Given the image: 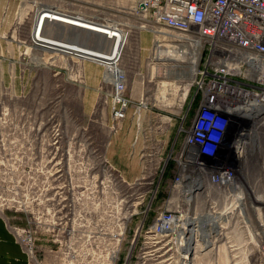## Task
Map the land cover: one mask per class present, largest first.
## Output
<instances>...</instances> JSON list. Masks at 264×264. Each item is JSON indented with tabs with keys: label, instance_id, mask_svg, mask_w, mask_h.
Masks as SVG:
<instances>
[{
	"label": "built area",
	"instance_id": "1",
	"mask_svg": "<svg viewBox=\"0 0 264 264\" xmlns=\"http://www.w3.org/2000/svg\"><path fill=\"white\" fill-rule=\"evenodd\" d=\"M52 12L77 25L36 26L37 15L42 18ZM120 12L138 21L136 30L152 34V48L165 45L168 51L180 46L192 50L194 45L198 56L190 87L178 98L180 113L175 115L173 123L171 118L160 121L159 135L151 142L160 144L159 136L170 133L174 125L170 153L162 158V145L158 150L159 161L152 164L144 152L140 177L133 183L123 181L131 188L141 184L149 186L147 192L152 199L149 207L140 212L144 214L140 228L144 248L157 249V245L170 237V247L179 260H183L188 244L194 251L198 248L209 252L230 221L234 220L235 232L242 226L248 231L250 220L245 209L253 206L246 204L248 194L238 187L243 181L239 179L244 177L242 173L248 176L244 168L258 153L264 137V0H135L132 6L128 3L121 7ZM33 13L27 39L31 50L61 54L65 63L72 62L75 66L90 63L101 68L98 91L107 100L113 124H120L128 110L137 114L145 108L141 101L135 105L129 96L127 75L122 67L131 25L109 16L57 9L45 3H37ZM57 30L60 33H52ZM162 31L167 35L165 39L160 38ZM39 36L45 39L40 41ZM80 72L78 69L79 76ZM231 120L235 124L232 125ZM226 127L231 129V134L226 133ZM226 137L225 144L229 149L232 147L235 164L230 167L224 166V161L206 164V158L223 146L221 142ZM175 144L178 145L176 150ZM147 149L144 146L142 150ZM171 152H174L173 158ZM169 160L174 163L172 198L165 207L155 210L151 225L143 230ZM89 194L91 196L83 197V191L69 189L58 195L59 239L53 243L58 242L59 249L55 251L54 257L58 259L55 264H115L118 260L120 235L130 218L139 214L136 211L139 203L132 202L133 195H122L123 198L116 201L112 196L99 195L98 191L96 196ZM240 196L243 211L236 213L239 206L235 197ZM221 207L222 210H218ZM53 211L55 213L56 209ZM212 217L217 233L213 230ZM27 221L28 228L15 227V232H20L18 239L31 263L41 264L43 261H37L34 255L37 250L34 219ZM98 226L100 234L95 231ZM248 236L249 240L264 243V231L257 230ZM209 242L211 246L207 247ZM96 244H101L102 248L96 249ZM48 252L54 253L50 249Z\"/></svg>",
	"mask_w": 264,
	"mask_h": 264
},
{
	"label": "rangeland",
	"instance_id": "2",
	"mask_svg": "<svg viewBox=\"0 0 264 264\" xmlns=\"http://www.w3.org/2000/svg\"><path fill=\"white\" fill-rule=\"evenodd\" d=\"M134 1L27 0L20 7L10 36L17 40L23 62L21 72L29 67L33 76L29 82H0V212L4 211L8 216L17 215L20 220L16 221L20 225L16 226L20 228H28L27 219H34L33 229L37 232V250L34 255L37 261H43L41 264H55L58 260L54 256L59 243H53V240L59 239L58 195L69 189L83 191V197L91 196L89 192L96 196L98 191L99 195L112 196L116 201L123 198L122 195H133L132 202L139 203L136 206L139 214L130 218L123 235H120V254L115 264H264V243L249 240L248 236L257 230L264 231V137L260 140L258 153L249 159L244 168L248 176L245 177L242 173L244 177H239L252 191L248 193L246 204L250 203L253 207L245 209V215L250 220L248 231L242 226L241 230L235 232L234 220L230 221L222 229V237L215 242L214 249L205 253L195 247L194 251L193 246L188 244L189 257L183 253V260H179L171 249L170 237L157 245V249L144 248L143 233L140 232L144 214L140 212L149 207L152 197L147 192L148 185L141 184L131 188L123 182L117 171L107 165L106 148L111 136L119 129V123L113 124L109 107L105 103L107 100L98 91L101 84L100 73L92 67L89 73L91 77L98 79H87L85 64L82 66V75L80 65L65 63L61 54L51 55L31 50L27 43L37 3L87 15H105L131 25L122 67L127 75L128 94L133 103L137 105L141 101L145 104V108L139 113L134 114L132 111V123L142 142L146 144L142 143V149L144 146L148 147L147 150H140V163L142 166L141 154L146 152L147 160H152L154 164L159 161L158 150L162 145V158L165 159L170 153V141L174 132L172 125L171 134L167 132L168 134L159 136L160 144L154 145L151 142L159 135L157 127L160 121H167L166 118H171L172 121L180 113L181 103L178 98L187 92L194 76L187 55V58L165 60L161 64L152 62L155 52V46L152 48V34L142 31L139 36L140 31L136 30L138 21L131 16L127 18L120 12L121 7L128 3L132 6ZM23 42L25 43L22 44ZM162 48L167 50L165 45ZM183 49L188 50L190 47H179V50ZM78 69H81L80 76ZM192 90L191 87L190 91ZM87 91L92 93L87 98L89 103L84 100ZM163 96L165 101L159 102V97ZM221 143L223 146H219L217 152L208 156L205 162L212 163L216 157L226 155L231 161H226L225 165L235 164L232 160L233 153L226 149L224 141ZM174 149H178L177 144ZM171 153L173 158L174 152ZM173 172L160 180L143 230L151 225L155 210L165 207L171 200ZM219 202L222 204L223 200ZM255 207L260 210L254 209ZM53 209H56L55 213ZM218 210L221 211L222 207ZM257 213H261L262 226L259 225ZM48 230L50 232H46ZM100 230L99 226L95 229L98 234ZM213 230L217 233L218 227H213ZM19 234L20 232L16 233L17 236ZM96 246V249L102 248L101 244ZM209 246L211 242L208 243L207 247ZM49 249L54 253H49Z\"/></svg>",
	"mask_w": 264,
	"mask_h": 264
},
{
	"label": "crops",
	"instance_id": "3",
	"mask_svg": "<svg viewBox=\"0 0 264 264\" xmlns=\"http://www.w3.org/2000/svg\"><path fill=\"white\" fill-rule=\"evenodd\" d=\"M26 2L27 0H0V82H29L33 76L29 67L21 72L23 62L20 58L17 40L10 36L14 30L18 11ZM92 67L100 73L101 77V68L86 63L84 67L86 78L97 81L98 78L91 77L89 73ZM90 95H92L91 91L85 92L86 102ZM142 143L144 144L132 123V109H130L126 118L119 124L117 132L111 136L105 153L108 164L126 183H133L141 175L139 153ZM257 217L259 218V214ZM16 220H20L17 215L8 216L4 211L0 212V264H32L24 245L15 234L16 225H20V222ZM212 225H214V220H212Z\"/></svg>",
	"mask_w": 264,
	"mask_h": 264
},
{
	"label": "bare ground",
	"instance_id": "4",
	"mask_svg": "<svg viewBox=\"0 0 264 264\" xmlns=\"http://www.w3.org/2000/svg\"><path fill=\"white\" fill-rule=\"evenodd\" d=\"M54 11H55V9H54ZM36 26L38 25V24H42V25H44V24H46V23H48L49 25H52L53 23L54 24H56V26L59 24V25H62V23H69V24H75V25H77V23H75V22H73L72 20H68V19H64L62 16H60L59 14H56L55 12H52V13H49L48 15H44V16H42V18H40V14L39 15H37L36 16ZM81 27H85V28H87V29H95V28H92V27H88V26H82L81 25ZM59 33V32H58ZM160 38H162V39H165L166 38V33L164 32V31H162V32H160ZM41 37L39 36V39H40ZM45 39V37H42L41 39H40V41H42V40H44ZM50 41H51V43H54V40L53 39H50ZM161 41V40H160ZM57 44H58V42H56ZM51 54V53H50ZM184 54V55H183ZM55 55V54H54ZM185 55H187L188 56V59H189V62L191 63V65H192V67H191V73H192V75L194 74V68H195V65H196V63H197V59H198V56H197V52H196V49H195V47H194V45H193V48H192V50H179L178 48L177 49H175V50H172V51H168V50H166V49H163L162 48V45H157V46H155V52H154V56H153V59H152V62H154L155 64L156 63H160V62H164L165 60H170V61H175V60H177V59H180V58H187V56H185ZM151 64L152 63H150V66H151ZM161 64V63H160ZM156 68V67H155ZM191 80V79H190ZM165 101V97L163 96V97H159V102H164ZM234 105H236V102H234ZM233 121H235V119H232ZM232 120H231V123H232V125L233 124H235V123H233L232 122ZM228 127H226V129H227ZM226 133H229V134H231V129L230 128H228L227 129V131H226ZM223 141L226 143L227 142V137L226 138H223ZM225 147H226V149H228V151L229 152H231L232 153V151H231V149H232V147L230 146V149H229V145H227V144H225ZM220 155H222V152H221V154ZM216 157V156H215ZM230 158L228 157V156H219V157H216L215 158V160L212 162V165L213 164H217L218 162H221V161H224V166H226L225 165V163H226V161H228ZM229 161H231V160H229ZM206 164H209V165H211V163H207V162H205ZM230 166H232V164L231 165H228V166H226V167H230ZM241 181V180H240ZM235 183H238V182H235ZM238 188H241V190L243 191V193H246V195L248 194V193H252V191H250L246 186H245V184H244V182L242 181L241 182V184H240V186L238 187ZM239 195V194H238ZM190 197V195H188L187 196V198H189ZM235 201H236V203L238 204V209H239V211H243V205H241V202H242V196H240V197H235ZM255 201H256V198H255ZM257 209H258V207H256ZM255 209V208H254ZM260 210V209H259ZM261 212V211H260ZM257 214H259V225L260 226H262L263 225V222H262V220H261V217H260V215H261V213H257ZM212 220H214V217H212L211 218V222H212ZM215 221V220H214ZM224 234V233H223ZM189 245H187L186 246V248H185V251H184V253H186V256H187V258L189 257Z\"/></svg>",
	"mask_w": 264,
	"mask_h": 264
},
{
	"label": "trees",
	"instance_id": "5",
	"mask_svg": "<svg viewBox=\"0 0 264 264\" xmlns=\"http://www.w3.org/2000/svg\"><path fill=\"white\" fill-rule=\"evenodd\" d=\"M173 161L169 160L165 169H164V173H163V177H167L170 173L173 172L174 166H173Z\"/></svg>",
	"mask_w": 264,
	"mask_h": 264
}]
</instances>
